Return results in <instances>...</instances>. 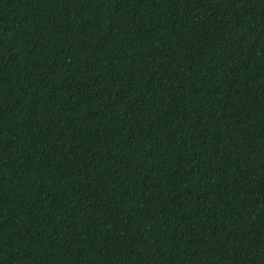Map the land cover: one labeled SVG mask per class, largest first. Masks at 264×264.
Instances as JSON below:
<instances>
[{
	"label": "trees",
	"instance_id": "obj_1",
	"mask_svg": "<svg viewBox=\"0 0 264 264\" xmlns=\"http://www.w3.org/2000/svg\"><path fill=\"white\" fill-rule=\"evenodd\" d=\"M0 264H264V0H0Z\"/></svg>",
	"mask_w": 264,
	"mask_h": 264
}]
</instances>
